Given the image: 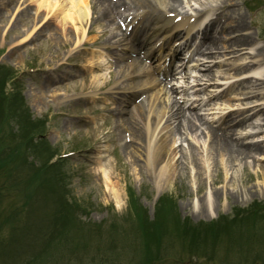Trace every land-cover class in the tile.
I'll return each mask as SVG.
<instances>
[{
  "label": "rangeland",
  "instance_id": "rangeland-1",
  "mask_svg": "<svg viewBox=\"0 0 264 264\" xmlns=\"http://www.w3.org/2000/svg\"><path fill=\"white\" fill-rule=\"evenodd\" d=\"M7 1L0 0V28L3 26L1 18L5 13L4 4ZM223 1L192 0L196 5L203 2L205 7H214L216 13L219 12ZM259 4V1L254 3L251 0H238L232 8L234 14L231 15L237 18L239 13L242 14L243 23L247 27L245 32L254 37L253 44L243 48L245 51L246 48H251L248 52L253 54L258 50L262 52L258 59L263 64L264 6L259 8ZM91 5L92 12L96 13L98 6L94 5V0ZM252 5L256 9L259 8V11L255 13L251 11ZM182 11L183 8L180 12ZM36 13V8L24 10L15 26L16 30L8 36L6 42H2L3 39L0 38V98L5 100L4 104H1L0 100V108L6 109V96H9L14 101V108L19 107L28 111V108L15 101V96L12 95L15 92L22 93L33 118L42 122L47 120L46 142L50 149L43 154L33 153L31 149L30 154L25 155V159L29 163L35 161L36 166H23L20 170L16 168L24 162V157L21 159V156H18V160L15 161L16 166L11 163H6L4 166V159L9 160L12 151L1 150L6 157L4 159L0 157V167H2L0 169V264H6V260L12 261V264H24L33 254L34 249L39 248L45 240L51 239L56 226H59L57 223L72 225L74 219L87 226L81 235L76 231L78 236L76 242L79 243V238L86 235L88 229L92 230L100 226V230L95 231L94 240H89L88 237L85 239L87 244H92L91 250L97 255H94L97 257L95 261L86 262L125 264L121 262V258L116 260V257H111V241L106 240L100 246L101 237L116 239L115 242L120 248L126 245L125 242L128 239H133L132 244H134L137 236H145L150 232L148 228L151 224H159L160 211L163 213L165 210L168 216L166 220L168 227L164 233L157 235L164 244L170 241L180 243L183 231L180 227L185 224H216L224 217L237 221L250 217V221L257 219L260 223L242 221L236 223L230 233L212 234L208 237L209 241L202 246L208 249L204 250L208 261L186 260L183 262L182 259L187 256L189 250L183 251L176 246L177 250H173L171 255L169 252L165 254L163 260L157 264H261L264 261L262 255L260 256L262 259L253 257L257 253L264 255V177L262 175L264 173V113H260L249 128L243 127L237 131L235 137L241 143L245 145L256 143L262 148L259 153H253L243 161L217 156L211 149L213 144H209V137L206 142L208 151L202 153L201 145L193 140L194 133L179 129L175 120L168 124L161 121L162 127L157 130L155 136L151 132L152 140L149 138V142L152 147L149 157L147 151L143 152V149L131 148L127 151L124 134L126 128L121 131L118 129V118L114 113L115 105L112 104L114 101L112 93L115 90L112 88L102 92L97 88L110 81L106 76L107 71L91 72L92 77L88 80L83 79V67L78 63L81 64V60L86 59V51L76 53L69 66L58 67V60V62H52V56H58L65 51L64 31L54 27L57 30L56 39L44 41V35H42L28 51L10 50L9 42L13 38L17 39L14 34L29 28L30 25L26 26V24H32V17ZM10 15L11 11H6V18H10ZM87 25L84 26L86 30L90 26L96 33L97 27L93 23L89 22ZM255 26L258 28L256 29ZM240 49L242 48L232 51ZM246 53L239 52L236 55L237 64L254 60ZM95 55L99 56L96 53ZM221 61L231 63L228 58L226 61L224 59ZM224 68L226 67H220V72L215 70L218 79L226 71ZM43 69H48L49 72H43ZM130 71L129 69L127 75ZM260 72L261 78L264 79V69ZM48 73L52 74L53 80L48 77ZM114 76L115 74L111 78L112 81ZM12 79L13 81H10ZM144 83H146L144 87L147 90L148 99L145 109L147 119L150 121L157 112L153 103L149 102L153 95L162 91V98L170 104L173 98L171 91L157 84L151 71H146L141 78L140 84ZM11 91L13 93H10ZM244 91L245 88L242 94ZM43 92L46 95L44 94L41 99L35 96ZM246 92L264 96V88L247 87ZM241 101L248 103L246 110L249 115L258 114L257 111L261 107L264 110V97L243 99L242 96ZM253 106L256 108L255 111ZM223 108L225 104L219 103L216 111L220 112ZM19 113L21 114V111ZM136 115L138 118L139 115ZM238 116L240 114H236L235 118ZM16 127V118L10 112L3 115L0 109L1 146H6V133ZM249 134L254 137L251 138ZM206 136H208L207 133L200 139ZM161 137L167 139L169 144L167 162L172 163L162 180L155 167V146ZM199 142L203 143L201 140ZM53 149L59 150L58 153L62 154L73 151L76 153L63 161L60 172L45 174L39 168L44 166V161H48L46 156L50 155ZM25 150L23 149L22 152ZM56 161L57 158L52 157L51 165ZM23 169L25 171L29 169L28 176L34 180L29 185L31 190L26 187L21 175L25 173ZM9 171L11 180L6 173ZM38 172L39 176L34 177ZM170 179H172L171 187L169 184L164 186L167 181L170 182ZM159 180L161 181L159 185L164 187L157 195L155 184H158ZM210 187L213 192L221 195H218L217 201L215 200L214 208L209 210V217L207 211L202 209L204 203L201 207L196 204L200 203L199 200L203 199ZM27 191L29 193H24ZM162 199L164 201H161ZM60 200L65 203L64 206ZM242 213L244 215L241 217ZM64 219H66L65 222L58 221ZM202 237L203 235L198 239ZM69 241L72 242L70 238ZM106 243L108 247L104 249L103 245ZM54 254L57 256L58 253L54 252ZM114 254L122 256L125 253L119 249L114 251ZM68 256L75 259V256ZM80 256L84 257L82 254ZM70 263L77 264L69 262L68 258L60 264Z\"/></svg>",
  "mask_w": 264,
  "mask_h": 264
},
{
  "label": "bare ground",
  "instance_id": "bare-ground-1",
  "mask_svg": "<svg viewBox=\"0 0 264 264\" xmlns=\"http://www.w3.org/2000/svg\"><path fill=\"white\" fill-rule=\"evenodd\" d=\"M23 2L20 4V2L18 3V7H15L18 11L16 13H14V9L13 7L16 5H13L11 0H8L7 3H5V13L3 14L4 16L6 15V11L11 13L10 16V20L7 18L8 20V26L6 27V16L4 17V21H3V27L1 28V36L3 41L2 42H6V39L8 37V35L11 33L12 30H14V25L15 23H17L18 19L20 18L22 11L25 10L28 6H33L34 8H36L37 13L35 14L32 21V25L29 27L28 30H23L19 35H17V37H21L19 39H12L9 42L10 45V49L13 51H19V50H25L28 51L29 48H31V46L34 45V43L36 41H38V39H40L42 37L43 34L46 35V37H50L53 39L57 38V30L52 29V27H57L61 30L64 31V39L65 41H63V46L66 47L68 45H70L72 47V45L76 44L75 47H79L80 45L82 47L86 46V45H97L100 38L104 37L107 35V29H102L99 34L94 37L91 42L90 41H86L85 36L87 34V32L84 30L83 33V29L87 23L88 20L91 19V16L94 17L95 13L91 14L90 10L92 9L91 6V2L92 0H22ZM232 0H226L223 3V7L227 8L229 3ZM183 0H96L97 6H98V11H97V17L95 19V24L97 27H100L102 24H106L109 25V27L111 26H115L116 23V16L119 14V10L122 9H140V8H148L149 6L155 10V12L159 13V16L157 17H153L150 16L152 22L154 23V25L157 26L153 28V30L159 29V30H163L167 24H171V23H175L174 27H181L182 22L180 21H175L174 19H168L166 17L162 18L163 13H167L164 12V9H167L169 7H175L176 9L174 10H169V12H173L176 13L178 11V7L179 4L182 3ZM189 3V1H188ZM7 5V6H6ZM26 5V6H25ZM25 6V7H24ZM182 7V6H181ZM7 9V10H6ZM171 17L173 15H170ZM205 16V17H203ZM209 17L207 15H202L198 21V25L199 27H201L202 29H213V26L216 25H220L222 26L221 28V33L219 35V37H211V38H206L205 42H204V46H206V52H208L209 54H212V49H215V54L216 53H222V52H227L230 50H235L236 48H243V47H248L249 45L251 46V44L254 41V37L252 36V34L250 33H245L243 34L242 32L244 30L243 29V24L240 23V18H236L232 20V23H234L233 25H228L227 24V20L228 17H222L220 16V14H218L215 18L211 19L210 21H206ZM223 18L225 19V21H223ZM147 25H149V22H147ZM227 25V26H226ZM27 26V25H26ZM8 28V29H7ZM110 30L114 33L113 28H110ZM231 31V32H229ZM238 33L237 35L235 33ZM83 33V36H82ZM225 33L227 35H229L231 33L233 38H229V45H225L222 43V41L225 39V37L222 36V34ZM120 34V33H116ZM235 34V35H234ZM44 37V36H43ZM118 37V36H116ZM114 39V38H113ZM122 41L121 43H128V38L122 37L121 38ZM131 39V38H130ZM136 39H137V35H136ZM136 39L133 40L136 42ZM56 41V40H55ZM59 43V42H58ZM146 45V44H145ZM140 48L137 47H131V53H136L137 50H139ZM73 53V50L69 49L66 50L63 54H59L58 56H52V62L55 61H60L61 60V64H66L67 60L71 57ZM261 56L260 52L255 53L252 58H257ZM61 58V59H60ZM60 59V60H59ZM129 59H131V56H129ZM70 60V59H69ZM87 60L91 63V68L98 69V67L100 66V62L97 61V58L95 55H90ZM57 61V62H58ZM135 62H133V65L137 63V59L134 60ZM56 62V63H57ZM117 68H119L120 72H124L126 70L127 66H130L129 63H126L125 61H120L117 60ZM61 64H59L61 66ZM98 65V66H97ZM248 66H245L244 69H247ZM87 74H89L87 72ZM133 74L136 76L140 75V71L138 70H133ZM252 80H255V83H251ZM251 80V85H253V87H256V85L259 83L261 85V88L264 87V79L262 78H253ZM44 94L46 95L45 92L35 95L36 97H41L44 96ZM139 95V93H138ZM256 97H264L263 95H255ZM180 110V109H179ZM259 111L258 113L263 112ZM226 111L218 113L217 112V117H220L221 120V116H223L225 114ZM185 112H176L173 113V115L177 118V119H181V117H179L180 114H182V117L185 119L183 122V129L187 130V131H194L197 132V126L195 125L194 122H192V120L189 117H186V114H184ZM120 120L122 122V125H118V129L121 131L123 128L124 130V134H125V150L130 151L131 148L133 149H143L144 151H147V156H149L151 154V146L147 147L146 142H149V136L147 133V128L145 126V124H138V119H136L134 116H126L123 113H120ZM172 115V116H173ZM215 120L217 118H214ZM187 120V121H186ZM203 120V119H202ZM226 120V119H225ZM204 121V120H203ZM198 123H200V126L205 127L206 129H209L210 135H211V142L213 145L211 146V149H213L212 151L217 155V156H221V157H228V158H232L235 161L241 160L243 161L244 159H246L248 156H251L253 153H259L262 148L257 145L256 143L250 144V145H244V144H240L238 141L234 140L233 138H228L227 134H229L230 131H233L232 133L234 134V132L236 131V129L233 128V126H229V124H227L228 122L225 121V127L224 128H219V129H214L209 127V124L207 125L206 122H201L200 119L198 118ZM120 135H122V132H120ZM127 136V137H126ZM152 140V138H151ZM160 142L157 143L156 145V154H155V163H156V172L161 175V180L163 179V177L168 173L169 171V166H171L170 162H167V156L169 154V148H168V143L166 138L161 137L159 139ZM144 145V146H142ZM151 145V143H150ZM201 150L202 153H207V145L203 144L201 145ZM133 152V150L131 151V153ZM264 177V173L262 174ZM172 179H170V182L167 181V183H163L165 184L164 186H166L167 184L170 185L172 184ZM161 181H157L158 184H155V190H156V194L158 195L160 193V190L162 189L161 184L159 185ZM264 184V181H263ZM168 189H170L168 187ZM218 195H221L220 193H215L213 192V189L210 187L209 191L204 195L203 199L199 200L200 203H197L196 205H200V207L203 205L202 207L203 210L207 211L208 216L210 217V212L209 210L211 208H214V203L215 200L217 201ZM195 207V206H194Z\"/></svg>",
  "mask_w": 264,
  "mask_h": 264
},
{
  "label": "trees",
  "instance_id": "trees-1",
  "mask_svg": "<svg viewBox=\"0 0 264 264\" xmlns=\"http://www.w3.org/2000/svg\"><path fill=\"white\" fill-rule=\"evenodd\" d=\"M10 112L14 117L19 116V114L14 111L13 108V103L10 102L9 106ZM7 115V114H6ZM25 117L20 118L21 123H22V130L28 129L29 125L27 121H24ZM32 144V139L31 137L28 136L27 143L25 145H15V147L11 150L12 153L10 154L9 160L4 159L6 157L5 153H2V149H6V146L0 145V157H3L4 159V166L6 163H11V164H16V160H18V156L24 157V162L20 163L17 166V170H20L23 166H28V167H34L33 164L29 163L25 159V155L27 154V150L23 151V149H31L33 150V153H35L34 148L32 147L33 145L29 146V144ZM23 146V147H22ZM25 146V147H24ZM3 147V148H2ZM16 166V165H15ZM47 163L44 164L39 170L42 171L43 173L46 174V167ZM50 168V167H49ZM25 171V169H23ZM30 172V170L28 169ZM50 169L47 171L49 173ZM11 172L9 171V174ZM39 172L34 175V177H38ZM30 181H33V178H30ZM161 201H164L163 199ZM63 206L65 203H62ZM264 209V208H263ZM84 210V209H83ZM162 210V209H161ZM85 211V210H84ZM138 211V209H136ZM141 211V210H140ZM63 212V211H61ZM87 212V211H85ZM140 212H138L139 214ZM167 211L165 210L163 213L160 211V216L158 218V225L151 224L148 228L150 232L146 234L145 236H137V240L134 241L133 239H128L125 244L121 248L117 246V242H115L116 239L111 240L110 239H105L101 237L99 243L100 246L103 244L102 242L108 240L109 242L111 241L112 247H111V257H116V260L120 259V255L114 254V251H118L121 249L124 253H130L134 256H136L138 259H140L141 264H156L157 262L163 260V256L166 252L171 253L173 250H176L177 247H180L185 251V249L189 250L190 255L193 253H201L204 252L205 249L202 247L205 245L209 240L208 237H211L212 234L214 235L215 232L217 234L219 233H230L232 230L235 228V224L238 222H244V223H258L257 219L254 221H250V217L248 219L245 218V220L240 219L237 220H231L227 217L221 218L220 221H218L216 224H205V223H199V225H184L180 228H182V238L181 242H176V241H170L166 244L157 237L160 233H164L165 230L168 227V223L166 220L168 219L167 216ZM244 214H249L245 213ZM243 213L241 214L244 215ZM250 216V215H247ZM60 219V218H58ZM66 219L64 220H58L60 222H65ZM72 220V219H71ZM72 222V221H71ZM59 226H56L55 232L52 235L51 239L45 240L38 250L33 253V256L31 259L27 262V264H60L61 262L65 261V258H68L69 262H74L77 264H89L86 261H95L97 257L96 254L93 253L91 250L92 244H87L85 239L88 237L89 240H94V234L95 231L100 230V226L97 228H92V230L88 229L87 234L81 236L79 238V242H76L78 239V236L76 234V231L81 235L83 230L87 227L86 225H82L80 221L77 219L73 220L72 225L70 223H57ZM75 227H74V226ZM72 231V234H71ZM90 231V232H89ZM69 232V234H68ZM116 232V231H115ZM68 234V235H67ZM203 235L200 240L198 239L199 236ZM222 235H220L221 237ZM72 240V242L69 241ZM64 241H66L64 243ZM200 243V244H199ZM182 244V245H181ZM129 246V247H128ZM135 246V247H134ZM108 247V244L106 243L103 245V248L106 249ZM129 249V250H128ZM54 252H57V256H55ZM84 255V257H81L80 255ZM68 255L75 256V259H71ZM95 255V256H94ZM102 259L100 260V262ZM71 264V263H70Z\"/></svg>",
  "mask_w": 264,
  "mask_h": 264
}]
</instances>
